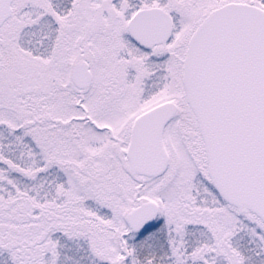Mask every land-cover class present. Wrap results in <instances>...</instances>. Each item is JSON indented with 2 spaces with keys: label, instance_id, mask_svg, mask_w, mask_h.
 I'll return each instance as SVG.
<instances>
[{
  "label": "snow or ice",
  "instance_id": "obj_1",
  "mask_svg": "<svg viewBox=\"0 0 264 264\" xmlns=\"http://www.w3.org/2000/svg\"><path fill=\"white\" fill-rule=\"evenodd\" d=\"M0 264H264V0H0Z\"/></svg>",
  "mask_w": 264,
  "mask_h": 264
}]
</instances>
